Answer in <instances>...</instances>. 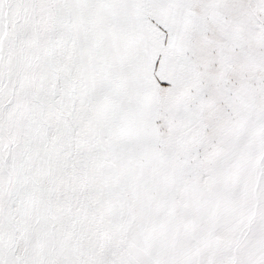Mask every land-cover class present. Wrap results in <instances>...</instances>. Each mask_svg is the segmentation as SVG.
I'll list each match as a JSON object with an SVG mask.
<instances>
[{
  "label": "snow or ice",
  "instance_id": "1",
  "mask_svg": "<svg viewBox=\"0 0 264 264\" xmlns=\"http://www.w3.org/2000/svg\"><path fill=\"white\" fill-rule=\"evenodd\" d=\"M0 264H264V0H0Z\"/></svg>",
  "mask_w": 264,
  "mask_h": 264
}]
</instances>
